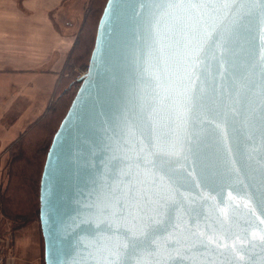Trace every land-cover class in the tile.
Returning a JSON list of instances; mask_svg holds the SVG:
<instances>
[{
	"label": "water",
	"instance_id": "95a60500",
	"mask_svg": "<svg viewBox=\"0 0 264 264\" xmlns=\"http://www.w3.org/2000/svg\"><path fill=\"white\" fill-rule=\"evenodd\" d=\"M78 80L45 264H264V0H107Z\"/></svg>",
	"mask_w": 264,
	"mask_h": 264
},
{
	"label": "crops",
	"instance_id": "0c3cea01",
	"mask_svg": "<svg viewBox=\"0 0 264 264\" xmlns=\"http://www.w3.org/2000/svg\"><path fill=\"white\" fill-rule=\"evenodd\" d=\"M69 2L0 0V123L5 129L0 139V158L52 103L56 73L52 55L79 22H69L65 11ZM36 229L38 232L39 227ZM36 243L32 250L16 247L13 252L10 242L13 264H42L44 244L40 234Z\"/></svg>",
	"mask_w": 264,
	"mask_h": 264
},
{
	"label": "trees",
	"instance_id": "16d2710c",
	"mask_svg": "<svg viewBox=\"0 0 264 264\" xmlns=\"http://www.w3.org/2000/svg\"><path fill=\"white\" fill-rule=\"evenodd\" d=\"M106 1H88L85 19L76 34L74 47L67 56L66 67L69 65V71L59 73L57 87L64 84L65 90L61 91L64 93H60L57 100L7 148L3 165L7 168V182L4 187L0 186V215L13 221L15 229L40 216V180L47 150L80 85L78 75L88 67L98 21ZM76 47H81L77 54L74 52ZM75 67L80 71L77 76Z\"/></svg>",
	"mask_w": 264,
	"mask_h": 264
},
{
	"label": "rangeland",
	"instance_id": "374dc122",
	"mask_svg": "<svg viewBox=\"0 0 264 264\" xmlns=\"http://www.w3.org/2000/svg\"><path fill=\"white\" fill-rule=\"evenodd\" d=\"M68 3V8L65 10L67 15H68V20L69 22H74L73 20H75V22H78V27H76V29H70L69 33H66V39L65 42L62 41L60 43V48L57 52H55V54H53V67L54 70H56V73L53 74V92H52V100L50 99V102H55L57 100V96L63 94L64 92L61 93V91L63 90V86L64 84H62L63 86L61 87H57V81H58V77L60 76L59 73H61L60 71L63 70L68 72L69 71V65L68 68L66 67V60H67V56L70 54V52L73 49V45L75 42V38H76V34L79 31V27H81L82 22L85 19L86 16V12L88 10L89 4L88 1L89 0H67ZM71 3H74L72 8L70 6ZM90 9V8H89ZM90 18H88L89 20H91V16H89ZM88 20V21H89ZM80 24V25H79ZM67 47V48H66ZM81 50L80 48H75V53L77 54L79 51ZM71 61V60H69ZM75 70H77V67H75ZM79 70V69H78ZM75 71L77 74L76 76L79 74L80 71ZM74 71V69H73ZM84 72V71H83ZM82 72V73H83ZM54 73V72H52ZM78 75V78L81 76V74ZM65 90V88H64ZM63 90V91H64ZM61 93V94H60ZM49 102V103H50ZM42 109L44 108V106L41 107ZM5 135V129L4 126H2V124L0 123V139L3 138ZM2 155V154H1ZM6 154L5 156L2 155L3 158H1V164H0V186H5L6 182H7V168L5 166H3L5 164V160H6ZM14 222L11 220H7L4 217H2L0 215V235H2L4 237V239L7 241H9V243L11 242L12 244V251L14 252L16 247H18L19 249H25L27 250L30 249L32 250V246L36 247L35 245L36 243V236L38 234H40L41 238H42V245H43V237H42V233H41V228H40V221L39 218H35L34 220H31L28 224H26L25 226L19 227L17 229L14 228ZM34 226H38V232L36 227ZM14 245V246H13ZM43 253H44V247H43ZM13 257H15L13 255ZM42 264H45L44 261V256H43V260H42Z\"/></svg>",
	"mask_w": 264,
	"mask_h": 264
},
{
	"label": "built area",
	"instance_id": "2783aa9c",
	"mask_svg": "<svg viewBox=\"0 0 264 264\" xmlns=\"http://www.w3.org/2000/svg\"><path fill=\"white\" fill-rule=\"evenodd\" d=\"M9 241L5 240L2 235H0V264H13L12 257L10 254Z\"/></svg>",
	"mask_w": 264,
	"mask_h": 264
},
{
	"label": "snow or ice",
	"instance_id": "6c2138e0",
	"mask_svg": "<svg viewBox=\"0 0 264 264\" xmlns=\"http://www.w3.org/2000/svg\"><path fill=\"white\" fill-rule=\"evenodd\" d=\"M184 150H185V146H184V144L181 142V143L179 144V146L176 147V148L174 149L173 154H174V155H180L181 152H183Z\"/></svg>",
	"mask_w": 264,
	"mask_h": 264
}]
</instances>
